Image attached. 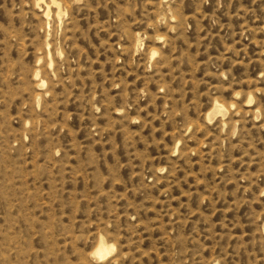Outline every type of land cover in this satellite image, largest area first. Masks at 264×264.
I'll use <instances>...</instances> for the list:
<instances>
[{"label":"rangeland","instance_id":"1","mask_svg":"<svg viewBox=\"0 0 264 264\" xmlns=\"http://www.w3.org/2000/svg\"><path fill=\"white\" fill-rule=\"evenodd\" d=\"M57 2L0 0V264H264V0Z\"/></svg>","mask_w":264,"mask_h":264},{"label":"bare ground","instance_id":"2","mask_svg":"<svg viewBox=\"0 0 264 264\" xmlns=\"http://www.w3.org/2000/svg\"><path fill=\"white\" fill-rule=\"evenodd\" d=\"M39 4H42L45 6V9L43 10V16L48 21L49 26H50L49 21L51 19L52 8L55 9L54 13L58 21H61L63 12H62L60 3L57 2V0H49V2H46V0H36V5L39 6ZM156 54H157V51L153 50L150 53V58L153 59ZM37 77H38V74L36 73L35 79H37ZM42 85H43V81L40 80L38 83V86L41 87ZM251 101H252V97H249L248 103H250ZM225 114H226L225 107L222 104H220L218 101H215L213 104L212 111L211 113L208 114L207 119L211 120L212 117L216 115L224 116ZM114 251H115V248L113 245H108L103 239H100L95 251L93 252V255L97 260L102 261L106 259Z\"/></svg>","mask_w":264,"mask_h":264}]
</instances>
